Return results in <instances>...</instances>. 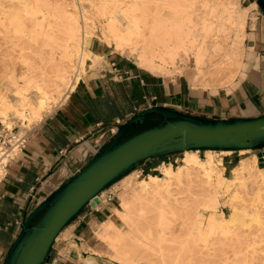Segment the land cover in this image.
Wrapping results in <instances>:
<instances>
[{
    "label": "bare ground",
    "instance_id": "obj_1",
    "mask_svg": "<svg viewBox=\"0 0 264 264\" xmlns=\"http://www.w3.org/2000/svg\"><path fill=\"white\" fill-rule=\"evenodd\" d=\"M250 10L240 0H0V123L25 135L56 111L104 60L92 40L173 82L184 75L179 64L192 65V89L230 92L245 68ZM216 154L188 151L177 168L161 167L163 177L137 180L132 172L113 186L117 221L95 232L111 262L226 264L230 227L249 216L264 237V168L245 158L228 178ZM222 205L229 218L217 217ZM178 221L186 233L176 234Z\"/></svg>",
    "mask_w": 264,
    "mask_h": 264
},
{
    "label": "crops",
    "instance_id": "obj_2",
    "mask_svg": "<svg viewBox=\"0 0 264 264\" xmlns=\"http://www.w3.org/2000/svg\"><path fill=\"white\" fill-rule=\"evenodd\" d=\"M241 2L243 8L255 7L246 26L244 75L230 92L213 95L192 89L182 78L167 81L110 47L92 45L91 50L104 58L102 69L89 72L93 74L82 79L68 99L35 126L0 179V264L33 211L105 149L115 129L146 107H166L215 121L264 116V12L258 0ZM177 155L153 158L142 165L154 171L161 167L160 160ZM256 157L259 165L261 158ZM115 219L112 207H87L60 234L51 256L59 253L63 264H114L95 232L99 225Z\"/></svg>",
    "mask_w": 264,
    "mask_h": 264
},
{
    "label": "water",
    "instance_id": "obj_3",
    "mask_svg": "<svg viewBox=\"0 0 264 264\" xmlns=\"http://www.w3.org/2000/svg\"><path fill=\"white\" fill-rule=\"evenodd\" d=\"M258 1L264 12V0ZM152 115L161 116L163 123L125 139ZM262 146L264 116L215 121L166 107H146L122 125L112 142L77 175L33 211L3 264H49L52 249L65 228L87 207L99 205V197L108 187L144 162L188 151H246Z\"/></svg>",
    "mask_w": 264,
    "mask_h": 264
},
{
    "label": "rangeland",
    "instance_id": "obj_4",
    "mask_svg": "<svg viewBox=\"0 0 264 264\" xmlns=\"http://www.w3.org/2000/svg\"><path fill=\"white\" fill-rule=\"evenodd\" d=\"M97 1H100V0H97ZM240 3H241V6L244 7L241 0H240ZM122 6H124V4H122ZM128 6H130V5H128ZM253 7H255V6H253ZM253 7H251V10ZM251 10L248 13L247 21H248L249 14H250ZM246 26H247V24H246ZM244 42L242 44V48L245 51ZM92 45H100V46L107 47L105 44L100 43L97 40H92L91 47H92ZM111 50L114 51L112 48H111ZM244 58H245V53H244ZM244 58H243V62H244ZM132 61L134 62V60H132ZM102 63H103V61H102ZM101 64L98 68H95V69H89V67H88L86 69V72L80 77V81L82 79L88 77L89 75L93 74V73H89V72H95L99 69H102ZM244 65L246 68L245 63H244ZM178 66H179L181 72L184 73V75L181 76L178 74L179 76L177 75L178 76L177 81L181 78L188 80V82L192 88V83H191L190 79H192L191 75L194 73L193 66L192 65L184 66V65H180V64ZM245 68L239 70V73H238V75L234 81L235 83H234V86L232 89H234L236 87L238 80H240L243 77ZM166 80L171 81V80H168V78H166ZM208 92H211V91H208ZM213 95H217V94H213ZM163 121H164V119L161 116L152 117L148 120L147 123L141 125L140 127L133 130L130 134H128L125 137V139L131 137L132 134L135 135V134H138L140 132L155 128L156 126L161 125L163 123ZM35 126L36 125L32 126V128L31 127L28 128L25 131V135H21V129H22L21 127H19V126L14 127L13 129L17 134H19V136H22V137L24 136L26 139L28 137V135L31 133V131L35 128ZM1 127H4V126L0 123V128ZM115 130L117 132V129H115ZM212 151H215L217 153L215 155L216 161H222L223 167L225 168L224 176H226L228 178L231 177L230 174H231L232 169L235 168L236 166H238L240 164V161L242 159H245V158L258 156L259 158H261L258 166L260 168H264V147H259V148L254 149V150H248L244 153L241 152V153H236V154L232 153V151H219V150H212ZM198 154H199L200 158L205 159L206 151L199 150ZM184 157H185L184 153H181V154H178L177 156H175V158L172 160H167V161H164V159L160 160V162H161L160 166L162 167L163 165H172L173 167L177 168L178 166H180L182 164ZM229 161H232L233 164L232 165L229 164L228 163ZM147 162H149V161H147ZM164 162H165V164L162 165V163H164ZM141 165L137 169L132 171L134 173V175H136L137 180L142 179V178H147L149 175L163 177L161 167L157 168L154 171H149L146 169L145 166H143V165L141 166ZM131 173H129V174H131ZM129 174H127V175H129ZM123 178H121V179H123ZM120 180L115 182L114 184H112L110 187H108L101 194V196H103V194L106 193V199H105L104 203L100 205L101 207L99 206L100 208L98 206H95V207H93L94 209H101L102 205L112 207V208L119 207V201L117 198L118 194L113 193V186L118 185L120 183ZM241 203H240V205H241ZM242 204H244V206L247 207L249 210L252 207V205H251L252 203H251L249 197H246L245 201H243ZM222 214H224V216L229 218L232 214L230 207L226 206V205H222L219 208V212H218L217 217L220 218L222 216ZM251 218L252 217L249 216L248 219L246 220V221H249L248 223L243 222V223H240L238 226H231L230 227L229 233L231 232L230 234L233 237H231L230 240H227L226 245H225V252H226V257H227V259L225 261L226 264H264V237L262 236V233L260 231H258V228L256 225L250 224ZM175 224L179 228V230L176 231V234H180L182 232H184V233L187 232V230H183V231L181 230L180 231V227H179L180 225H178L179 221L176 222ZM68 226L65 228V230L68 228ZM235 234H237L238 236L234 237ZM54 257H55V254L53 253L52 258H54ZM114 264H117V263H114Z\"/></svg>",
    "mask_w": 264,
    "mask_h": 264
},
{
    "label": "built area",
    "instance_id": "obj_5",
    "mask_svg": "<svg viewBox=\"0 0 264 264\" xmlns=\"http://www.w3.org/2000/svg\"><path fill=\"white\" fill-rule=\"evenodd\" d=\"M25 140L14 129L5 126L0 128V163H4L5 169L20 153ZM62 259L63 256L57 253L54 258L51 256L49 264H63Z\"/></svg>",
    "mask_w": 264,
    "mask_h": 264
},
{
    "label": "trees",
    "instance_id": "obj_6",
    "mask_svg": "<svg viewBox=\"0 0 264 264\" xmlns=\"http://www.w3.org/2000/svg\"><path fill=\"white\" fill-rule=\"evenodd\" d=\"M156 116H158V115H152V116H150V117H148L147 119H146V122L145 123H147L148 122V120L150 119V118H152V117H156ZM157 127V126H156ZM133 135V134H132ZM131 135V136H132ZM262 147H264V146H262ZM203 151H207V150H203ZM119 181V180H118ZM40 219V218H39ZM38 219V220H39Z\"/></svg>",
    "mask_w": 264,
    "mask_h": 264
}]
</instances>
